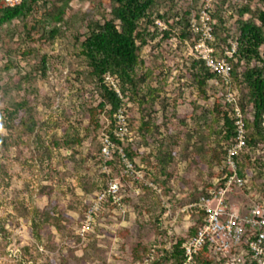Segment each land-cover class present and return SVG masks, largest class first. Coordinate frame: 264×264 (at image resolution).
<instances>
[{"label":"rangeland","instance_id":"rangeland-1","mask_svg":"<svg viewBox=\"0 0 264 264\" xmlns=\"http://www.w3.org/2000/svg\"><path fill=\"white\" fill-rule=\"evenodd\" d=\"M99 1L108 8L110 0ZM201 1L196 5V14ZM96 2L69 0L64 18L70 11H89ZM220 2L213 0L210 6V16L220 6L223 19L224 30L219 27L211 42L218 58L227 57L230 47L236 45L237 10L244 1ZM61 4V0L41 1L35 15L52 12ZM174 4L178 8L177 0ZM250 6L264 9L259 0H253ZM165 10L162 3L159 13ZM215 21L211 16L212 27ZM60 26L61 33L53 41L41 38L39 30L24 38L17 27V36L9 41L11 56L6 55L0 42V85L9 89L6 105L22 94V88L17 92L14 83L16 75L31 74L32 79L24 87L31 93L42 137L40 145L32 136L26 145L0 152V227L5 229L4 239L0 233V264H136L131 258L139 246L153 248V255L158 248L162 254L161 247L168 248L177 231L189 230V204H180L179 200L189 191V177L197 169L193 165L191 168L195 152L205 150L208 144L216 147L214 137H207V125L223 131L224 112L233 117L226 95L231 93L237 102L239 91L210 80L203 94L189 68L195 59L193 42L151 40L141 51L145 65L136 73L147 75L141 93L147 86L159 91L152 109L147 108L154 130L142 139L136 130L140 109L125 100L121 107L128 127L130 119L135 126L129 127L130 138L120 146L125 152L127 143L135 145L132 160L127 158L137 174L125 172L118 153L111 158L101 155L102 139L113 129L110 106L106 104L94 118L89 117V108L96 107L102 97L97 82L87 77L88 66L76 40L86 28L79 23ZM22 50L29 52L22 56ZM259 50L264 61V44ZM43 54L48 68L41 77L37 69ZM7 63L11 65L5 71L3 65ZM240 111L249 117L251 107L247 106L244 114ZM3 123L0 114V135L9 133ZM52 138L77 140L69 148L51 145ZM47 144L49 150L45 149ZM247 151L252 165L243 195L259 199L264 197V146ZM167 153L173 154L164 169L169 177L160 161ZM113 184L117 189L107 192ZM51 209L59 219V230L52 224L39 223L40 212ZM32 221L38 223L39 238L32 230ZM148 257L144 256L143 262Z\"/></svg>","mask_w":264,"mask_h":264},{"label":"trees","instance_id":"trees-1","mask_svg":"<svg viewBox=\"0 0 264 264\" xmlns=\"http://www.w3.org/2000/svg\"><path fill=\"white\" fill-rule=\"evenodd\" d=\"M41 1L44 0H20L17 5L5 6L0 0V42L6 55H12L13 51L9 49V41L17 36V27L23 31L24 38H30L35 31L39 30L41 38L53 41L61 33L60 24L69 26V23H79L85 26L86 32L76 40L79 42L80 52L88 66L87 77L97 82L102 97L96 107L89 108V117L94 118L98 109H103L108 104L110 106L108 115L114 128V113L124 105L125 100L132 101L140 109V121L136 130L142 139L151 135L154 126L148 117L147 108L152 109L159 91L157 88L147 86L144 92H140L145 76H147L141 77L136 73L138 67L145 65L141 58V51L155 38L158 39V42L166 41L169 44L173 39L180 43L189 41L194 44L197 35L191 29L190 19L191 16L197 17L195 8L199 0H192L191 4L186 5L187 7L179 6V4L178 8L174 4V0H110L108 8H104L103 3L98 0L91 10L79 14L70 11L66 18H64L65 9L69 0H61L62 4L54 8V11H43L36 17L35 11L37 7H40ZM224 1L221 0L220 5ZM243 1V5L237 10L238 17L235 23L236 50L233 57L228 58L230 64L229 84H225L218 74L210 71L201 59L196 57L192 59L189 68L197 89L203 94L207 82L217 80L219 85L222 84L225 87L232 85L238 89L239 98L236 104L243 114L247 106L251 107L250 116H242L246 130L245 146L235 157L237 174L244 179L245 189L252 165L247 150H255L259 146H264V61L261 59L259 50L264 44V9L259 7L252 9L250 3L253 0ZM259 1L264 3V0ZM161 2L166 5V10L159 13ZM220 11L219 6L211 14L212 18L216 20L212 31V34L215 35L219 27L224 30ZM245 15L248 16L244 17ZM156 20H161L165 27L158 26L155 23ZM28 52L22 50L21 55L25 56ZM39 62L37 70L43 77L48 68L46 55L43 54ZM10 65L9 63L4 64L3 69L8 71ZM241 67L242 70H240ZM105 75L116 80L121 96H118L113 87L105 82ZM31 79L29 73L16 75L14 83L17 85V92L22 88V94L14 97L10 105H6V95L9 89L7 86L0 85V114L4 117L3 124L9 132L6 135H0V152L10 146L26 145L32 136L39 145L42 144V137L39 133L40 120L32 105L31 93L27 92L24 87ZM233 105V103H227L230 110L233 109ZM222 119L223 131L217 129L213 124L207 125V137H214L216 147L208 144L205 150L199 149L195 152L198 156L194 157L191 168L193 165L197 169H194V174L189 177L191 180L189 191L179 200L180 204L190 205L196 202L200 196L206 195L210 188L215 187L214 180L216 178L231 173L223 167V162L227 147L235 136V124L234 119L227 112H224ZM134 126V120L130 119V129H134ZM110 137L117 144L123 145V142L112 135V132H110ZM76 140L77 138H52L50 141L51 145L70 148ZM134 146L133 142H129L125 146V154L131 160ZM45 149L49 150L48 144L45 145ZM172 160V153H167L164 158H160L163 163L162 171L168 177L170 173H166L164 169ZM214 166L218 168L215 171L212 170ZM263 199L264 197L255 200ZM37 212L35 210L34 213ZM40 215L39 223L52 224L59 230V219L55 217L53 209L41 211ZM203 216L204 212L201 209H193L190 214L192 223L189 230L185 233L177 231L175 241H170L168 248L161 247L162 254H159L160 249L157 248L153 255V248L141 245L133 253L131 261L142 263L144 256L148 257L152 254L145 264H182L184 244L203 223ZM32 230L39 238L38 223L32 221ZM0 233L4 239L5 229L2 226ZM242 258L241 264H260L250 253H244ZM195 261L196 264L216 263L207 243L195 255Z\"/></svg>","mask_w":264,"mask_h":264},{"label":"built area","instance_id":"built-area-1","mask_svg":"<svg viewBox=\"0 0 264 264\" xmlns=\"http://www.w3.org/2000/svg\"><path fill=\"white\" fill-rule=\"evenodd\" d=\"M5 6H14L20 0H1ZM180 5H189L192 0H177ZM213 0H202L196 16H191L190 26L197 35L191 52L203 60L205 66L212 72L218 74L225 84H229L230 64L228 58L233 57L236 45L228 50L227 57H216L211 45L213 41L210 6ZM155 23L165 27L161 20ZM104 80L111 85L118 96H121L116 80L105 75ZM217 83V80H213ZM227 100L233 103V119L235 124V136L227 147L223 167L230 174L217 178L215 187L210 188L206 195L188 205L190 211L201 209L204 212L203 223L198 227L184 244V259L182 264H196L195 255L199 249L208 244L216 263L214 264H241L244 253H250L260 264H264V199H246L243 195L244 179L237 174V163L235 157L245 146V125L240 108L231 93H227ZM115 127L112 129L119 141L123 142L130 138L124 109L119 107L114 113ZM118 153L124 164V171L136 173L129 162L124 150L117 144L109 134L102 139L101 155L111 158L112 154ZM117 187L110 185L107 192H114ZM104 196L101 194L100 198ZM240 197V198H238ZM136 263V264H145Z\"/></svg>","mask_w":264,"mask_h":264}]
</instances>
